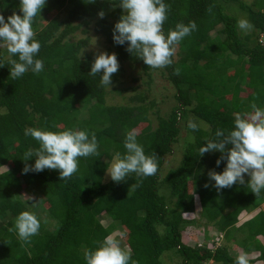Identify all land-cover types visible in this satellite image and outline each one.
<instances>
[{
	"label": "trees",
	"instance_id": "trees-1",
	"mask_svg": "<svg viewBox=\"0 0 264 264\" xmlns=\"http://www.w3.org/2000/svg\"><path fill=\"white\" fill-rule=\"evenodd\" d=\"M19 2L0 0V15L7 19L13 12L20 14ZM166 3L165 34L181 22L195 21L198 26L177 45L173 63L160 68L164 81L176 88L177 104L167 117L154 110L157 102L148 101L143 93L131 98V104H107L108 87L100 84L99 75L89 74L97 53L81 56L90 37L73 40L94 22L120 65L111 86L125 77V63L141 64L153 84V68L127 51V44L113 41V27L123 11L119 0H47L33 21L41 44L36 58L44 62V71L38 74L29 70L13 79L7 51L0 49V168L10 164L0 171V264H86L85 250L111 237L118 224L128 230L135 264H164V253L172 250L183 264H234V246L247 255L256 254L248 257L249 264H264V191L255 196L246 175L244 185L217 190L208 173L223 171L224 162L216 165L221 153L199 155L201 145L215 139L217 130L227 133L234 127L236 113L251 112L253 103L264 108V0ZM237 8L254 25L251 33L238 28ZM81 106L88 110L86 118L80 117ZM150 112L158 120L156 128L151 126ZM189 117L209 129H189L179 164L161 178L165 158L179 141V122H188ZM144 123L148 125L137 133V140L146 155L155 156L157 173L145 178L132 173L119 183L106 179L107 164L117 152H125L126 131ZM28 127L86 129L95 133L100 155L78 158V171L67 180H60L59 171L51 169L24 174L25 165L35 162V157L24 161L26 153L39 148L37 141L24 135ZM43 206L47 216L41 220L34 208ZM196 210L198 219L186 217ZM23 211L41 222L38 234L28 241L14 229ZM255 211L239 222L240 216ZM101 217L111 222L105 225ZM160 225L165 232L159 231ZM194 225L203 228L204 237L197 234L203 241L192 245L185 233L195 231Z\"/></svg>",
	"mask_w": 264,
	"mask_h": 264
},
{
	"label": "clouds",
	"instance_id": "clouds-1",
	"mask_svg": "<svg viewBox=\"0 0 264 264\" xmlns=\"http://www.w3.org/2000/svg\"><path fill=\"white\" fill-rule=\"evenodd\" d=\"M46 3L47 0H20V14L13 12L7 19L0 15V49L7 51L8 63L11 65L10 76L13 79L21 78L29 70L36 74L44 71L43 60L36 58L41 44L36 39L33 21ZM119 6L123 11L113 27L114 43L127 44V51L135 53L145 65L153 69L172 64L177 45L198 28L195 21L188 24L181 22L165 34L163 25L168 19L169 11L166 0H119ZM99 16L103 18L104 12L101 11ZM237 26L245 34L254 27L246 18L239 19ZM119 67L114 53L100 52L95 56L89 74L93 77L99 75L100 84L111 88L112 76L118 72ZM251 108V112L235 114L231 130L227 133L222 129L217 130L216 138L207 140L199 148L201 157L212 151L221 153L216 165L219 167L224 162L223 171L210 170L208 173L209 179L214 181L212 186L217 190L230 188L237 183L244 185L247 175V187L255 196L264 191V108L258 107L256 103ZM187 127L197 131L199 125L189 120ZM24 135L30 136L39 144V148L29 150L25 155L24 161L35 157V162L25 165L22 170L24 174L51 169L59 171L60 180H67L78 171V158L100 155L95 133L86 129L50 131L28 127L24 129ZM137 135L135 129L126 131L124 154L117 152L107 164L106 175L113 182L125 181L132 173L139 178L157 173L155 156L145 154ZM40 227V220L29 211L21 212L14 224L18 237L24 241L37 235ZM84 260L86 264H135L130 251L123 249L110 236L95 249H86ZM234 264H249L247 253L238 254Z\"/></svg>",
	"mask_w": 264,
	"mask_h": 264
},
{
	"label": "rangeland",
	"instance_id": "rangeland-1",
	"mask_svg": "<svg viewBox=\"0 0 264 264\" xmlns=\"http://www.w3.org/2000/svg\"><path fill=\"white\" fill-rule=\"evenodd\" d=\"M253 0H245V2L252 4ZM236 13L238 16L242 19L246 17V14L243 10L237 8ZM7 15L10 14V12H6ZM215 32H212V35H215ZM247 33H251V30ZM245 34V33H244ZM90 37L91 43L87 48H84L82 50L83 54L94 52L99 54L100 52H107L109 54H113L111 46L107 43L106 38L98 31L95 27V23L93 22L89 26V30L87 33L78 32L74 37L73 40H79L81 38ZM262 39L264 40V35H262ZM178 51L179 48L177 46L176 54L178 57ZM126 67V74L123 79H121L119 82H117L115 85L108 87V96H107V104H131V98H134L138 93H143L148 101H156L157 106L154 108V110H159V113L162 116L167 117L171 112L172 109L176 106L177 100H176V88L172 84H168L164 81L162 75L161 69H151L150 73L153 75V78H155L154 83L150 84L148 81L150 77L147 75V73L144 72L143 68L141 67V64H130L125 63ZM153 82V80L151 81ZM243 87V85H242ZM244 89V87H243ZM119 91V92H118ZM80 117L86 118L88 116V110L86 107L81 106L80 107ZM150 119L152 120L151 126L152 128H156L158 126V120L156 118V115L150 112ZM194 119V118H193ZM191 117L188 118V120H193ZM195 121V120H193ZM196 122V121H195ZM180 123L181 133L179 136V141L177 144L174 145V150L172 154L169 156H166L165 158V164L161 171V178H163L167 172L175 168L180 160H181V154H182V147L185 143V141L190 137V130L187 127L188 122H183V120ZM148 123H144L143 125H140L135 130L137 133L140 132L141 129L147 127ZM198 125L202 128L209 129L207 125H203L201 123H198ZM104 161H107V158H104ZM10 167V164L7 166H4L3 168H0V171H5V169H8ZM247 176V175H246ZM248 178V177H247ZM106 179H109L108 176H106ZM165 191L161 189L160 193H164ZM44 207V206H43ZM34 208L35 214L42 220L47 216V211L45 210V207L43 208ZM197 210L201 211V207L199 204V201L197 200ZM195 211V213L189 215L187 214L186 217L188 219H191L192 217H196V219L199 218V212ZM255 212L249 213V214H243L240 216L239 222L242 223L249 219L252 215H254ZM105 225H108L111 221L110 219H105L101 217ZM194 230L188 229L185 233L188 237V240L191 241L190 243L193 245L194 241H200L197 238V234L201 237H204V234L202 235V227H198L194 225ZM202 228V229H201ZM159 231L161 233L165 232V227L160 225L158 227ZM198 231V232H197ZM212 232L216 233L217 231L212 230ZM222 235V234H221ZM127 236H128V230L125 227H120L118 224L117 231L111 235V237L119 242L120 246L125 249L126 251H130L128 244H127ZM238 238H241L240 235L237 236ZM197 238V239H196ZM222 239V238H221ZM219 242V241H218ZM233 245V244H231ZM234 246V245H233ZM233 253L236 255L242 253V249L238 247H233ZM245 253V252H243ZM256 254H248V257H254ZM163 262L164 264H183L182 257L177 254L174 250L168 251L164 253L163 255ZM209 264H215L213 261H210Z\"/></svg>",
	"mask_w": 264,
	"mask_h": 264
}]
</instances>
